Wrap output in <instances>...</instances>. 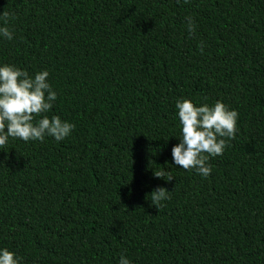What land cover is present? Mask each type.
<instances>
[{
  "label": "trees",
  "instance_id": "1",
  "mask_svg": "<svg viewBox=\"0 0 264 264\" xmlns=\"http://www.w3.org/2000/svg\"><path fill=\"white\" fill-rule=\"evenodd\" d=\"M3 11L14 37L0 38V63L47 70L45 115L74 129L0 146V248L22 264H264V0H0ZM177 99L238 113L206 178L172 164ZM158 187L170 193L154 203Z\"/></svg>",
  "mask_w": 264,
  "mask_h": 264
},
{
  "label": "clouds",
  "instance_id": "2",
  "mask_svg": "<svg viewBox=\"0 0 264 264\" xmlns=\"http://www.w3.org/2000/svg\"><path fill=\"white\" fill-rule=\"evenodd\" d=\"M8 11L0 13V38L11 41L14 37L10 30ZM186 29L194 33L195 22L191 16L185 17ZM49 72L41 70L34 75L10 64L0 63V146L9 138H19L25 142L42 141L52 137L62 141L68 137L74 125L59 116L48 113L57 99V92L48 80ZM176 117L179 121V143L171 149L172 164L184 170L192 169L202 177H208L211 166L210 157L219 156L234 137L237 129L238 113L222 101L208 104H195L189 99H177ZM39 117V119H36ZM227 138V139H225ZM167 171L155 172L161 178ZM171 180V178L169 179ZM163 187L150 194L152 202L168 199ZM0 264H22V257L7 248H0ZM118 264H132L121 254Z\"/></svg>",
  "mask_w": 264,
  "mask_h": 264
}]
</instances>
